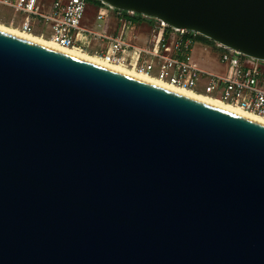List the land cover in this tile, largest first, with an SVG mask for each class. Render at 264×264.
Listing matches in <instances>:
<instances>
[{
	"label": "water",
	"instance_id": "1",
	"mask_svg": "<svg viewBox=\"0 0 264 264\" xmlns=\"http://www.w3.org/2000/svg\"><path fill=\"white\" fill-rule=\"evenodd\" d=\"M264 61V0H100ZM0 264H264V123L0 29Z\"/></svg>",
	"mask_w": 264,
	"mask_h": 264
},
{
	"label": "built area",
	"instance_id": "2",
	"mask_svg": "<svg viewBox=\"0 0 264 264\" xmlns=\"http://www.w3.org/2000/svg\"><path fill=\"white\" fill-rule=\"evenodd\" d=\"M88 1L51 0L46 4L42 0H0V3L27 14L22 26H17L24 31L33 33L34 26L40 30L35 22L38 18L46 28L36 35L58 45L91 53L109 64L220 99L264 118V61L214 42L215 49L222 52V62L228 65L227 73L206 71L191 55L194 44L203 36L199 32L107 4L105 7L114 12L119 33L110 34L107 27L97 31L83 24ZM101 17L108 18L107 13Z\"/></svg>",
	"mask_w": 264,
	"mask_h": 264
},
{
	"label": "rangeland",
	"instance_id": "3",
	"mask_svg": "<svg viewBox=\"0 0 264 264\" xmlns=\"http://www.w3.org/2000/svg\"><path fill=\"white\" fill-rule=\"evenodd\" d=\"M42 2L49 4L51 0H42ZM101 5L105 6L104 4ZM96 7H99V4L95 3L94 0L88 1V8L83 24L97 31H103V29L106 28L107 21L96 15ZM26 15L27 14L24 12L16 11L10 8V6L0 3V23L2 24L14 27L20 25L21 27ZM12 19H14L15 25L11 24ZM35 22L37 27H40V30L46 28L44 22L40 21L38 18ZM40 30L34 26L33 33L39 34ZM191 55L199 66L207 69L209 72L217 74L227 73L228 65L222 62V52L215 49L213 41L210 42L201 37V39L194 44ZM262 65L264 68V63Z\"/></svg>",
	"mask_w": 264,
	"mask_h": 264
},
{
	"label": "bare ground",
	"instance_id": "4",
	"mask_svg": "<svg viewBox=\"0 0 264 264\" xmlns=\"http://www.w3.org/2000/svg\"><path fill=\"white\" fill-rule=\"evenodd\" d=\"M0 29L9 31L11 33L20 35L22 37L37 41L39 43H42V44H45V45H48V46L57 48L59 50L74 54L76 56L85 58L87 60H90V61H93V62H96V63H99L101 65H104V66L110 67L112 69L124 72L126 74H129V75H132V76H135V77H139V78H142V79H146V80L152 81L154 83L160 84L162 86L171 88L173 90L179 91L181 93L187 94L189 96L198 98L200 100L206 101L208 103L214 104L216 106L225 108L227 110L233 111L235 113L241 114L243 116H246V117H249V118H252L254 120H257V121H260V122L264 123V118H261V117H259L257 115H254V114H251V113H249L247 111H244V110H242V109H240L238 107H235V106H233L231 104H228V103H226V102H224V101H222L220 99H217V98H214V97H211V96H207V95H204V94H199V93H197L195 91H192V90H187V89H183L181 87H177L175 85L166 83L164 81H161L159 79H156V78L151 77V76L146 75V74H142L140 72H137L136 70H133V69H130V68H127V67H124V66L109 64L106 61L98 58L97 56H95L93 54H90V53H87V52H83V51H80V50H76V49H73V48L63 47V46L58 45L57 43H55V42H53V41H51L49 39H46V38L41 37L39 35H36L34 33H30V32L24 31V30H22V29H20L18 27L8 26V25L0 23Z\"/></svg>",
	"mask_w": 264,
	"mask_h": 264
},
{
	"label": "crops",
	"instance_id": "5",
	"mask_svg": "<svg viewBox=\"0 0 264 264\" xmlns=\"http://www.w3.org/2000/svg\"><path fill=\"white\" fill-rule=\"evenodd\" d=\"M104 12H106L107 16H108V18L106 17L107 19L103 18V19H105L107 21L106 27L108 29V32L110 34H113V35L114 34H118L119 33V28H118V25L116 23V18H115L113 10H110L107 7L102 6L101 4H99V7H96V15L101 17V14L104 13ZM201 68L204 69V70H207V69H205L203 67H201Z\"/></svg>",
	"mask_w": 264,
	"mask_h": 264
},
{
	"label": "trees",
	"instance_id": "6",
	"mask_svg": "<svg viewBox=\"0 0 264 264\" xmlns=\"http://www.w3.org/2000/svg\"><path fill=\"white\" fill-rule=\"evenodd\" d=\"M95 1V3H97V4H102V2L100 1V0H94ZM205 40H207V41H210V42H212L210 39H208V38H206V37H204V36H202Z\"/></svg>",
	"mask_w": 264,
	"mask_h": 264
},
{
	"label": "flooded vegetation",
	"instance_id": "7",
	"mask_svg": "<svg viewBox=\"0 0 264 264\" xmlns=\"http://www.w3.org/2000/svg\"><path fill=\"white\" fill-rule=\"evenodd\" d=\"M11 24H12V25H15V22L13 23L12 20H11ZM17 26H18V25H17Z\"/></svg>",
	"mask_w": 264,
	"mask_h": 264
}]
</instances>
